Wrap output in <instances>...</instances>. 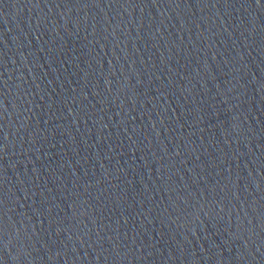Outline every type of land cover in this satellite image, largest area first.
Masks as SVG:
<instances>
[{"label": "water", "instance_id": "1", "mask_svg": "<svg viewBox=\"0 0 264 264\" xmlns=\"http://www.w3.org/2000/svg\"><path fill=\"white\" fill-rule=\"evenodd\" d=\"M0 264H264V0H0Z\"/></svg>", "mask_w": 264, "mask_h": 264}]
</instances>
